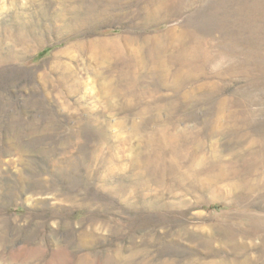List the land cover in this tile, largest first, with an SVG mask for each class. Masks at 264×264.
Masks as SVG:
<instances>
[{"label": "rangeland", "instance_id": "obj_1", "mask_svg": "<svg viewBox=\"0 0 264 264\" xmlns=\"http://www.w3.org/2000/svg\"><path fill=\"white\" fill-rule=\"evenodd\" d=\"M0 264H264V0H0Z\"/></svg>", "mask_w": 264, "mask_h": 264}]
</instances>
